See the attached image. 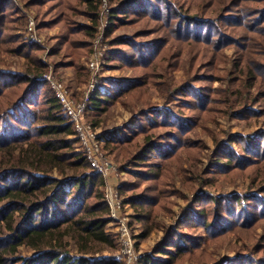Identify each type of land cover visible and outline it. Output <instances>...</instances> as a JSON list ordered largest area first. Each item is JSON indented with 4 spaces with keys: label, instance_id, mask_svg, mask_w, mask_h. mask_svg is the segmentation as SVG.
<instances>
[{
    "label": "trees",
    "instance_id": "16d2710c",
    "mask_svg": "<svg viewBox=\"0 0 264 264\" xmlns=\"http://www.w3.org/2000/svg\"><path fill=\"white\" fill-rule=\"evenodd\" d=\"M178 1L116 0L117 5L110 9L112 24L106 37H111L125 17L151 20L158 27L164 26L169 37L160 41L137 40L134 36L110 39L112 48L105 55L108 65L139 67L148 72L144 80L106 79L112 88L96 89L89 110L99 114L106 112L110 105L131 90L152 80L157 83L151 69L153 62L165 52L164 39L168 42L170 39L194 40L214 48L238 42L219 21L238 22L240 15L243 17L245 13L238 12L237 15L233 9L239 7L241 0H223L221 8L218 2L212 12L208 8L212 1L202 0L201 11L194 16L183 11ZM252 1L261 5L250 8L256 15L255 25L243 23L261 31V38L264 39V26L256 28V25H264V0ZM100 3L101 0H30L25 4L40 10V28L61 26L53 52L61 53L67 47L65 53L70 56L72 54L68 49L71 43V48L77 46L84 49L87 46L91 50L90 41L82 42L74 35H83L88 39L95 36L100 23ZM240 25L243 24L240 22ZM23 27L24 16L17 6L11 0H0V46L27 58L25 72L0 70V264H123L118 257L103 254L118 247L117 232L110 227V208L103 189L105 180L101 173L93 170L85 152L77 146L75 127L43 77L48 68L39 57L41 47L25 36ZM8 44L12 47H6ZM74 61L69 64H74ZM251 63L248 66L243 61L235 64L232 78L237 82L233 83L241 89L254 88L259 81L256 66ZM78 66L85 69L82 64L78 63ZM187 88L185 91L181 89V92L191 99L206 97L192 86ZM210 101H202L201 105ZM223 101L226 102V99ZM239 104L242 108L235 114L242 118L250 114L264 115V111L244 106L242 101ZM99 114L97 118H88L94 127L99 125ZM136 120L138 126L135 130L110 131L104 137L103 148L110 149L121 168H127L131 163L142 167L132 172L135 182L121 183L117 189L123 196V204H129L136 211L134 218L144 225V231L139 236L146 238L154 228L155 216L163 210L170 212L174 204L170 199L174 191L169 188V167L165 168L164 163L167 164L172 156L189 145V133L194 126L188 123V118L183 120L169 110L157 107L141 109L136 114ZM159 127L175 130L156 141L157 136L152 133ZM142 135L146 136L140 142L139 136ZM248 138L233 136L232 142H244L245 151H250V156L242 158L234 150L221 148L216 154L217 169L212 172L225 174L228 170L246 168L254 161L264 163V132L250 140ZM130 148L136 149L135 152ZM154 157H159L160 161H153ZM246 199L251 204L245 209ZM194 203L200 207L194 212V221L188 223L200 224L211 234H220L239 223L250 224L264 218V186H259L251 197L202 193L194 197ZM253 211L257 215L254 219ZM176 234L181 237L179 240L170 238L157 250L170 258L146 254L140 263L176 264L177 257L192 247L185 236ZM261 239L264 241V235ZM22 247L35 253L23 256ZM257 247L263 254L242 255L230 264H264V244ZM169 248H175V252Z\"/></svg>",
    "mask_w": 264,
    "mask_h": 264
},
{
    "label": "rangeland",
    "instance_id": "374dc122",
    "mask_svg": "<svg viewBox=\"0 0 264 264\" xmlns=\"http://www.w3.org/2000/svg\"><path fill=\"white\" fill-rule=\"evenodd\" d=\"M11 1L24 16L23 33L30 41L41 47L38 54L48 68L43 77L45 74H50L58 79L70 89L76 98H82L89 85L91 74L89 62L98 51H101L102 67L98 72L99 84L97 89H111L112 85L106 82V79L109 78L112 80L145 79L147 69L123 65L111 67L108 65L105 55L106 51L112 48L110 39L116 36H134L137 40L159 39L160 41L163 37L168 36L164 26L162 29L151 20L125 17L118 28L111 33V37L109 38L108 35L106 37V32L112 24L110 9L114 8L117 3L116 0H101L100 23L95 36L88 39L83 35H74V38H79L82 42L84 40L90 41L91 50L89 51L87 46L84 49H79L77 46L71 48L73 44L70 42L72 46L69 45L68 51L72 55H66L67 47L65 51L56 54L53 52V48L58 42L61 26L40 28L39 21L42 20V17H40L38 7H27L25 3L30 0ZM201 1L179 0L178 2L183 11L186 10L188 14L194 16L201 11ZM211 1L208 5L211 12L215 11L218 2V7L221 8L220 3L223 0ZM238 6L233 9L235 10L234 13L237 15L238 12L245 13L243 17L240 15L238 22L233 23L225 19L219 21L230 36L238 39L236 44L214 48L208 43L194 40L173 41L170 39L168 42L167 39H164L166 41L162 46L165 52H162L159 58L153 62L151 69L157 83L152 80L131 90L128 95L110 105L106 112L99 114L91 109L88 112L87 119L89 117L97 118V114H99V125L96 128L104 137L113 130H135L138 126L136 114L141 109L150 107L169 110L174 116H179L183 120L188 118L190 121L188 123L194 126L189 133V145L172 156L167 164L164 163L165 168L169 167L167 168L169 188L174 191L170 199L174 201V204L171 206L170 212L163 210L155 216V225L148 237L139 236L144 231V225L134 218L136 211L133 207L129 204L124 207V213L128 216L131 227V234L135 240V247L141 254V260L146 254L163 259L170 258L157 252V250L170 238L173 241L179 240L181 237L176 233L185 236L186 242L192 246L190 251L177 257L176 264H230L237 258H241L242 255L263 254L260 253L261 250L257 246L264 244L261 239L264 235V218L250 224L239 223L220 234H211L209 229L200 224L188 223L191 220L194 221V212L200 207L199 204L194 203V197L197 195L205 193L224 197L235 195L251 197L254 196L259 186H264V163H255L254 161L253 164H247L246 168L228 170L225 174L212 172L217 169L215 167L218 161L216 154L217 150L221 148L226 147V149L234 150L242 158L251 155L250 151H245L244 142H232L233 136H245L249 137L247 140H250V138H255L264 132V115L251 116L250 112H245L250 115L242 118L235 114L236 110L242 108L239 101H242L244 106L252 107L253 110L264 111V39L261 38V31L245 26L246 22L252 24L256 16L250 8H258L261 5L252 0H241ZM204 8L206 10L207 5ZM79 19L86 22L83 17H79ZM30 20L35 23V34L38 42L31 39L28 33ZM106 21L108 24L104 25L103 23ZM240 22L243 24L242 26ZM254 25L255 23H253ZM263 26L256 25V28ZM97 37L100 38L99 42ZM80 44L83 45L84 43ZM8 46L9 48L12 47L9 44L6 45V47ZM4 47L0 46V60H4L3 62L0 61V70L25 72L27 70V58L9 49L5 50ZM73 59L75 60L74 64H69ZM242 61L245 66L250 65L251 62L256 66L259 81L254 88L243 87L241 89L242 87L239 88L233 83L237 82L234 81V77L232 78L235 64H240ZM78 63L82 64L85 69L80 68ZM46 80L48 89H52L55 94L49 80ZM22 85L24 86V84ZM188 86L201 91L206 97L191 99L188 94L185 95L181 92V89L185 91ZM200 99L202 100L200 101ZM224 99L226 102L223 101ZM208 100H211V103L201 105L202 101ZM171 130L174 131L175 129L159 127L152 134L157 136L156 141H158L160 136H167L166 133L172 132ZM145 136H139L140 142ZM77 146L81 148L79 142ZM130 150L134 153L136 149L130 148ZM104 151L118 168V175L114 176L111 183L120 185L121 183L135 182L136 178L132 172L141 170L142 167L132 163L127 165L126 162L120 161L125 166L127 165V168H121L110 149ZM153 161H160V159L154 157ZM146 184L143 183V185ZM105 186L104 183V191ZM120 195L123 197L122 194ZM246 200L245 209L251 204L248 203L250 200ZM256 216L253 211L252 219ZM249 219H251V214ZM180 222L181 225H179ZM110 227L115 229L113 223ZM119 248L118 244L117 249L107 250L103 254L113 255L121 260ZM169 250L175 252V248H169ZM34 253V250L27 247L21 248L23 256H30Z\"/></svg>",
    "mask_w": 264,
    "mask_h": 264
},
{
    "label": "built area",
    "instance_id": "2783aa9c",
    "mask_svg": "<svg viewBox=\"0 0 264 264\" xmlns=\"http://www.w3.org/2000/svg\"><path fill=\"white\" fill-rule=\"evenodd\" d=\"M103 24L107 25L108 21ZM28 33L31 39L38 42V39L36 40L35 23L33 20H30L28 24ZM97 39L99 42L100 38L97 37ZM100 57L101 51H98L89 62L90 81L82 98H76L68 87L50 74H45L44 77L49 80L63 107L64 113L73 123L79 145L85 152L93 170L101 173L105 180V198L110 208L111 223L114 224L115 231L117 232L120 258L123 264H140L141 254L135 247L136 244L131 234L128 216L124 213L125 205L117 189L118 185L111 183L114 176L118 175V168L104 151V136L87 119L91 97L99 84L98 72L102 67Z\"/></svg>",
    "mask_w": 264,
    "mask_h": 264
}]
</instances>
